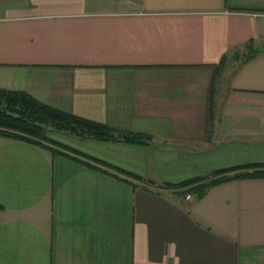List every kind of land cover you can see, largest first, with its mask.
Masks as SVG:
<instances>
[{
	"label": "crops",
	"instance_id": "crops-1",
	"mask_svg": "<svg viewBox=\"0 0 264 264\" xmlns=\"http://www.w3.org/2000/svg\"><path fill=\"white\" fill-rule=\"evenodd\" d=\"M0 88L116 129L0 135V264H264V0H0Z\"/></svg>",
	"mask_w": 264,
	"mask_h": 264
},
{
	"label": "trees",
	"instance_id": "trees-1",
	"mask_svg": "<svg viewBox=\"0 0 264 264\" xmlns=\"http://www.w3.org/2000/svg\"><path fill=\"white\" fill-rule=\"evenodd\" d=\"M0 96L6 97V102H9L8 108L12 110L7 111L0 107V135L24 139L47 146L50 144L64 146L60 141L49 136L45 130L41 129L40 127L42 126L39 125V123L37 124V121L39 122L41 117L46 113H48L49 116L51 115L52 118L64 122L69 127L75 126L81 134L89 132L90 135L109 138L114 137V132H116V129H113L105 123L94 121L73 112L56 108L36 99L27 92L0 88ZM17 111H19V114H14V112ZM120 133L125 139L140 140L139 135H134L126 131H120ZM199 179H201V177L190 179L182 184L192 183ZM220 179H211L209 182L202 185V189L204 188L205 190L207 186L220 181Z\"/></svg>",
	"mask_w": 264,
	"mask_h": 264
},
{
	"label": "rangeland",
	"instance_id": "rangeland-1",
	"mask_svg": "<svg viewBox=\"0 0 264 264\" xmlns=\"http://www.w3.org/2000/svg\"><path fill=\"white\" fill-rule=\"evenodd\" d=\"M0 99H2V100H0V107L9 111L10 110V108H8L9 102H6V100H5L6 97L0 96ZM10 111H12V110H10ZM17 113L19 114V111L14 112V114H17ZM38 123H39V125L42 126L40 128L45 130L46 133L51 137L54 135L63 136V137L68 136L69 137V136H76L77 134H81V133H79L78 129L75 128V126L69 127L64 122H61V121H58V120L52 118L51 115L49 116L48 113L43 115L41 117V120L39 122L37 121V124ZM85 134H89V132H85ZM54 145H56V144H54Z\"/></svg>",
	"mask_w": 264,
	"mask_h": 264
},
{
	"label": "built area",
	"instance_id": "built-area-1",
	"mask_svg": "<svg viewBox=\"0 0 264 264\" xmlns=\"http://www.w3.org/2000/svg\"><path fill=\"white\" fill-rule=\"evenodd\" d=\"M187 196H190L189 194H187Z\"/></svg>",
	"mask_w": 264,
	"mask_h": 264
}]
</instances>
